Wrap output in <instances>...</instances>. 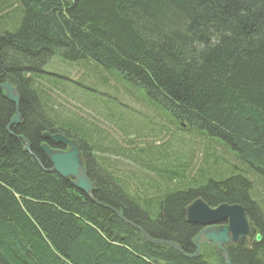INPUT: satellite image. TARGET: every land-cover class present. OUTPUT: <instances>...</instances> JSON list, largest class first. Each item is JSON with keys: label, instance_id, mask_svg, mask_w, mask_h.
Returning a JSON list of instances; mask_svg holds the SVG:
<instances>
[{"label": "trees", "instance_id": "16d2710c", "mask_svg": "<svg viewBox=\"0 0 264 264\" xmlns=\"http://www.w3.org/2000/svg\"><path fill=\"white\" fill-rule=\"evenodd\" d=\"M54 56L115 73L177 122L221 144L242 171L231 168L226 178L190 185L185 179L193 175L147 165L148 154L131 140L128 147H109L121 149L116 155L97 149L105 136L92 137L89 150L82 132L90 133L52 120L56 108L48 107V90L37 83L53 80L43 69ZM3 82L20 95L21 119L9 126L16 110L0 90V264H225L213 248L209 256L188 257L202 230L186 220L185 208L196 198L211 207L244 206L262 240L248 243L249 236L225 250L231 264H264V206L248 174L264 184V0H3ZM43 132L79 143L94 194L87 197L71 178L47 171L51 165L40 144L66 148L44 141ZM108 154L144 165L154 182L176 183L152 199L134 186L137 198H129L116 185L124 181L122 173L100 167ZM134 225L179 249L149 242Z\"/></svg>", "mask_w": 264, "mask_h": 264}, {"label": "rangeland", "instance_id": "374dc122", "mask_svg": "<svg viewBox=\"0 0 264 264\" xmlns=\"http://www.w3.org/2000/svg\"><path fill=\"white\" fill-rule=\"evenodd\" d=\"M2 1L0 0V2ZM10 3L13 2L10 1ZM5 22H9V20H5ZM8 24L6 27H9ZM51 58L43 71L46 77L53 80L42 79L37 83L44 90H48L47 93L50 96V100L47 102L48 107L52 112L56 108L50 114H53L52 120L56 122L70 121L72 123L68 127L73 129L85 127L86 132L90 134L82 132V143L87 144L86 147L89 150L90 143L96 141L92 137H102L103 139L105 136V143L98 144L100 148L97 149L102 150L103 154L113 152L116 155L122 152L121 149L119 151L118 148L110 149L109 147L128 146V140H134L130 145L144 148L142 155L148 154L147 159H150V163L147 165L160 173L162 170L167 173L177 171L180 176L193 175L194 177L185 179L186 183L190 185L205 182L207 179L226 178L230 174L231 168L233 174L242 171L235 156L223 149L221 144L207 138L208 136L203 133L198 134L197 129L190 128L186 123L177 122L169 113L163 112L156 104L150 102L143 93L137 90L138 88L127 85L115 73L105 71L101 66L90 61L69 63L56 56ZM51 86H55L52 88V93L49 92ZM46 121H51L49 116ZM89 123L106 134L93 130ZM152 137L156 138L153 140ZM110 140L114 143L113 146L108 145ZM27 143L29 144L28 140ZM150 149H153L152 151L157 154L152 155ZM156 156L160 159H157ZM100 161L106 163L100 165L104 170L112 171L114 169L122 173L120 176L124 181L121 179L123 184H116L117 188L121 193L129 195V198L134 200L137 198L134 186L143 188L144 197L152 199V196L172 189L171 183H176L175 180H167L169 183L161 180L154 182L157 177L149 172L144 165L130 158L124 159L108 154L104 155ZM92 162L94 165L98 164L96 159ZM159 163L164 165L159 168L157 166ZM248 174L251 175H249V179L253 183L252 188H255L257 199L264 206V184L258 183L250 172ZM191 180L193 181L191 182ZM93 190L96 189L93 188ZM94 193L95 191H93ZM91 199L96 202L93 196ZM151 201L153 202V200ZM157 206L158 200H155L154 212L158 211ZM151 209L149 207L146 210ZM120 218L124 219L123 215H120ZM252 236L255 237V231ZM253 237L247 242L250 243ZM202 245L206 246L201 247V252L208 256L211 253L210 248L215 249L209 243ZM221 256L224 260L222 254Z\"/></svg>", "mask_w": 264, "mask_h": 264}, {"label": "water", "instance_id": "95a60500", "mask_svg": "<svg viewBox=\"0 0 264 264\" xmlns=\"http://www.w3.org/2000/svg\"><path fill=\"white\" fill-rule=\"evenodd\" d=\"M0 90L4 93V97L11 101L14 106L16 113L11 118L9 122V126L11 125H18L20 123L21 114L19 111V102H20V95L18 91L8 82L0 83ZM43 132L41 134L42 139L45 141V138H48L46 134ZM24 143V151L29 152V144L27 143V139L21 137ZM53 139L57 142H62L64 146L69 147V151L65 154L57 153L56 151H52L48 149V147L41 143L40 150L45 155V157L51 162L56 163L59 167H63L66 170L64 177H67L71 174L78 175L79 179L76 184L79 191L83 192L84 194L88 195L93 191V185L88 182L87 179H83L80 177L81 175H85V169L83 166V162L80 155L79 145L73 139H69L64 135L61 137L59 135L53 136ZM51 165V164H50ZM49 172L56 171L54 168L48 169ZM83 172V173H81ZM86 177V175L84 176ZM216 213L210 216H205L204 213L206 210L204 208L194 209L193 205H189L186 208V220L189 223L198 224L200 226L210 225L203 231H201L198 235V238L201 240L202 243H209L213 247L219 249L222 253L223 258L226 264H230L228 254L224 251V246L227 245H234L239 243L242 239L246 238L247 235L250 233V220L247 216V212L244 206H237L231 207L228 205H221L214 209ZM120 216L121 214L117 212ZM227 221V224H222L223 222ZM152 243L156 244H166L170 245L175 249H179L176 244L169 243L164 240L158 241L153 240L147 236L146 238ZM261 236L259 234L256 235V241H260ZM197 246L196 254L191 255V257H198L200 253V248Z\"/></svg>", "mask_w": 264, "mask_h": 264}, {"label": "bare ground", "instance_id": "6f19581e", "mask_svg": "<svg viewBox=\"0 0 264 264\" xmlns=\"http://www.w3.org/2000/svg\"><path fill=\"white\" fill-rule=\"evenodd\" d=\"M44 134H46L47 136H49L48 138H45V140H48V141H50V143L51 144H55V145H61V146H64V144L62 143V142H57L56 140H54L53 139V136H56V135H59V136H63V134H60V133H49V132H45ZM43 144H45L47 147H48V149H50V150H52V151H56L57 153H62V154H65V153H67L69 150L66 148V150H63V149H60V148H52L51 146H49L46 142H44ZM80 155H81V159H82V162H83V166H84V171H85V175H86V177H84L85 175H81L80 177H82L83 179L85 178V179H87L88 180V182L90 183V184H92L91 182H90V180H89V178H88V176H87V172H86V167H85V165H84V159H83V156H82V153H80ZM49 163L52 165V168H54L56 171H54V172H56V173H58L61 177H63V178H66V179H68V178H71L72 179V184H73V186L77 189V190H79L78 189V187H77V184H76V178H77V181L78 180H80L79 179V174L78 175H73V174H71V175H69V176H67V177H64V175H65V173H66V170L63 168V167H61L60 169L58 168L59 166L56 164V163H51L50 161H49ZM81 173H83V172H81ZM84 174V173H83ZM92 193V192H91ZM90 193V194H91ZM88 196L90 197L91 195H89V193H88ZM193 205V207H194V209H202V208H204L205 210H206V212L204 213V215L205 216H210L211 214L213 215L214 213H216V211L214 210L215 208H217V207H219V206H221V205H223V204H225V205H228V206H231V207H237V206H241L240 204H238V203H232V204H229V203H222V204H219V205H217L216 207H211V206H209L204 200H202V198H196V199H194L190 204H188L187 205V207L189 206V205ZM186 207V208H187ZM186 208H185V212H186ZM120 213V212H119ZM121 214V213H120ZM122 215V214H121ZM123 220H125V219H123ZM128 222V221H127ZM129 224H131V223H129ZM223 224H227V221H225ZM131 225H133V224H131ZM135 226V225H134ZM210 225H205V226H201L202 227V230L201 231H203L204 229H206L207 227H209ZM137 229H139L141 232H142V234L144 235V237L145 238H147V236L148 237H150L148 234H146L142 229H140L139 227H137V226H135ZM200 231V232H201ZM199 232V233H200ZM199 233L197 234V236L194 238V242H193V244H194V246H195V248H196V250H197V246L196 245H198V247L199 248H201V245L202 244H207V243H200L201 242V240L198 238V235H199ZM151 238V237H150ZM152 239V238H151ZM154 240V239H153ZM149 241V240H148ZM158 241H162V240H158ZM150 242V241H149ZM258 242V241H257ZM152 243V242H151ZM153 244H156V243H153ZM158 245H166V244H158ZM167 246H170V245H167ZM171 247V246H170ZM173 248V247H172ZM179 252H181V253H183V251H181V250H179ZM194 254H196V252L194 253ZM193 255V254H192ZM198 256H200V253H199V255ZM188 257H191V255H188ZM229 262H230V260H229ZM231 263V262H230Z\"/></svg>", "mask_w": 264, "mask_h": 264}, {"label": "flooded vegetation", "instance_id": "af4514ba", "mask_svg": "<svg viewBox=\"0 0 264 264\" xmlns=\"http://www.w3.org/2000/svg\"><path fill=\"white\" fill-rule=\"evenodd\" d=\"M253 233V232H252ZM258 233V232H257ZM231 264V263H230Z\"/></svg>", "mask_w": 264, "mask_h": 264}]
</instances>
